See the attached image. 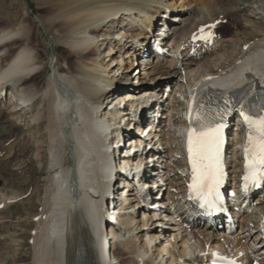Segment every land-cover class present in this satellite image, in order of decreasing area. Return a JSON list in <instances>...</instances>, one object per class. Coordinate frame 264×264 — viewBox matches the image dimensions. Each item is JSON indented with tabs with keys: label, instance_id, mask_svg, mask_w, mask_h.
<instances>
[{
	"label": "bare ground",
	"instance_id": "6f19581e",
	"mask_svg": "<svg viewBox=\"0 0 264 264\" xmlns=\"http://www.w3.org/2000/svg\"><path fill=\"white\" fill-rule=\"evenodd\" d=\"M35 1L34 11L39 21L49 30H55L65 42L54 47L55 60L47 61L53 65V72L44 80L40 76L48 70L43 66L46 50L27 6L21 0H15V5L2 6L3 14H8L7 10L12 7L15 12L12 17L8 15L5 22H0V104H4L9 91L11 101L6 111L10 116L19 121L23 114L30 113L32 118L27 125L32 122V127L38 129L39 137L33 138V144L36 159L41 164L47 158L41 153L44 137H49L53 172L49 181L54 186L47 187L43 208L33 216L39 215V220L36 221L35 256L31 264H208L210 256L203 253L204 242L215 243V237L209 235L210 225L197 221L198 227L193 230L179 226L167 215L170 208L163 195L156 196V187L152 194L157 204L140 215L137 227L133 225L137 219L132 218L130 211L136 198L128 200L127 196L122 199L118 195L120 185L114 180L116 173L113 174L116 161L110 156L109 148L120 130L132 125L136 131L132 136L136 139L143 122L147 126L154 122L150 136L157 148L168 145L173 136L187 129L181 125L184 119L177 114L183 110L190 92L196 97L226 96L242 87L248 94L246 100L257 93L258 84L264 81V18L256 20L250 8L255 4L257 13L263 16L264 0H189L180 5L176 0ZM212 1L220 6L218 10L211 6ZM194 2L196 5L192 6ZM168 6L172 10L177 8L180 14L160 21V13L166 12ZM153 16L157 18L155 38L171 51L169 55L164 54L171 59L158 70H166L171 78L178 76L175 93L163 86L162 80L138 87L127 84L132 75L128 78L124 71L131 72L143 58L154 61L163 54L150 46V59H146L144 50L137 47L151 43L152 35L144 26ZM200 17L203 20H198ZM219 20L221 23L216 27L225 29L226 34L230 28H235L234 34L230 33L223 41V37L220 40L218 36L213 45H196L200 47L191 53L190 41L197 37L200 27ZM162 22L166 25L164 28H161ZM140 37L143 39H138ZM116 40L118 50H114ZM119 52L120 62L114 57ZM104 54L108 58L113 55L109 63L103 58ZM126 59H131L129 69L125 67ZM144 65L146 63L136 74L139 79L142 74L149 76L148 70L156 66L149 63L143 69ZM20 98L32 99L33 103L22 110ZM138 109H141L140 119ZM232 122L236 125L233 131L241 136V114ZM44 128L47 130L43 131ZM242 145V141L230 144L229 162L235 159L238 163L236 159ZM129 147H135V142L131 140ZM166 151L157 149L155 155L166 158ZM233 167H237L236 164ZM149 179L159 186L165 185L161 174ZM262 193L256 199L240 197L231 201V215L239 218L248 212L242 221L245 226L253 219L254 210L264 209V191ZM0 195L6 204L14 198L3 192ZM110 195L121 201L126 212L119 217L117 231L106 248L102 245L100 217L104 199ZM247 239L250 240V236ZM256 239L264 242L257 231L251 241ZM84 242L89 254L77 256L76 251ZM116 244L119 252L115 250ZM18 254L15 252V264H25ZM14 258L0 260V264ZM241 259L245 264L252 263L249 254H243Z\"/></svg>",
	"mask_w": 264,
	"mask_h": 264
},
{
	"label": "rangeland",
	"instance_id": "374dc122",
	"mask_svg": "<svg viewBox=\"0 0 264 264\" xmlns=\"http://www.w3.org/2000/svg\"><path fill=\"white\" fill-rule=\"evenodd\" d=\"M21 1L25 6H27V10L31 16V19L35 22V25L38 29V35L43 40V45L45 48L44 50H46V63H43V66L46 65L48 67V70L43 74V76H40V78L44 80L47 75L53 72V65L47 61L52 59L53 61L55 60L54 56L56 50L54 47L57 44H65V42L63 38L57 36L55 30H49L39 21V18L35 15L34 11V8H36L37 5L35 0ZM251 1L253 2L254 0ZM14 2L15 0H6L5 2L1 3L0 0V22H5L4 19L8 18V15L12 17L14 15L13 12H15V9H13L12 7L11 9L7 10L10 11L8 14H3L1 13L2 6H8L9 3L15 5ZM175 2L176 4L179 3L180 5L181 2L186 3L189 2V0H176ZM194 3V5L192 4V6L196 5V2ZM211 3V6L213 8L217 7L214 9L218 10V8H220V6L214 3V1H212ZM16 7L19 8L20 5ZM250 9L252 10V12H254L252 17H256L255 19L259 21L263 20L264 15L262 16L257 13L258 9L255 4H253ZM175 10L176 12L172 14V17H176L180 14L177 8ZM161 15L164 16L163 13H161ZM198 20L203 19L200 17V19L198 18ZM169 30L170 29H168V31ZM218 31H220V37H223V41V39H227L230 35H232L233 32H235V28H230V32H227L228 34L225 33L226 30L222 27H219ZM117 39H119V37ZM54 43L55 45H53ZM117 43H119L118 40H116V42L114 43L115 47L112 46V48L114 47V50L119 49V46H116L118 45ZM170 52L171 51H169V53ZM106 55L107 54H104L103 58L106 59V62L109 63V59L112 58L113 55H109V58ZM119 55L120 52L114 55L115 58H118V62H120ZM169 59H171L170 56H165L163 54L162 56L155 58L154 61L153 59L149 61L150 66H153L154 64L156 66L148 70V72H150L149 76L144 77V74H142V79L137 78L136 74L140 72L144 63H146V65H149V63L147 64V62L145 61L141 66L132 69L131 72L124 71V73L128 75V78L129 75H132V78H129L127 84L130 86L132 85L138 87L142 84H153L156 82H161L162 80L163 86L167 87L171 91V93H175L174 90L177 87L176 84L178 76L176 75L174 78H171V76L167 75L166 70L164 72L160 70L163 67L160 65L163 63H167V60ZM146 65H144L143 69ZM131 66V59H126L125 67L129 69L131 68ZM158 67L160 68L159 70ZM155 76H159L158 79L154 80ZM7 95L8 97L6 98V101H4V104H0V192H3V194L7 195V197L14 198L8 201V203L6 204L5 202H3V197L0 195V260H6L12 257L14 258L16 252L19 253L18 258H22V261H24L25 264H31L35 256L33 251V239L36 232V221H38L37 218H39V215L38 217L33 216L35 213L37 214L41 212V208H43L44 198L48 195L46 191L47 187L54 186L52 182H50V178L53 172L51 169V159L49 156V137L47 135L44 137L45 142L44 146L41 149V153L46 154L47 158L45 163L41 164L39 160L36 159L37 152L35 151V146L33 144V140L36 139L39 135L38 129L32 127V122L31 125H27L28 119L32 118L30 116V113L23 114L19 121H16L13 117L10 116V114L6 111V107L11 101L9 99V92ZM45 130L47 129L44 128L43 131ZM16 197L22 198L13 204H9L10 202L14 201ZM115 248L117 252L120 251V247L118 246V244H116ZM13 253L14 256H12ZM9 255H11L12 257H10ZM16 258L17 257H15L14 259H10V262L7 264H15ZM122 258H125V256H122Z\"/></svg>",
	"mask_w": 264,
	"mask_h": 264
},
{
	"label": "snow or ice",
	"instance_id": "6c2138e0",
	"mask_svg": "<svg viewBox=\"0 0 264 264\" xmlns=\"http://www.w3.org/2000/svg\"><path fill=\"white\" fill-rule=\"evenodd\" d=\"M241 116L249 129L248 146L244 149L245 174L242 178V187L247 191L249 187L264 186V116L252 117L243 111ZM197 120H201L199 114ZM223 127V124L207 123L202 124L199 130L191 129L188 133V153L192 166L189 190L200 201L201 207H215L220 199Z\"/></svg>",
	"mask_w": 264,
	"mask_h": 264
},
{
	"label": "built area",
	"instance_id": "2783aa9c",
	"mask_svg": "<svg viewBox=\"0 0 264 264\" xmlns=\"http://www.w3.org/2000/svg\"><path fill=\"white\" fill-rule=\"evenodd\" d=\"M150 167L153 168L150 169L151 174H154L156 176L158 174H161L164 177L163 182L165 183V185L162 186V191L168 193V195L175 194L176 200L178 192H183L184 183L187 179V177L184 176V164L182 162H176L170 157L166 156V158H158L156 160L152 159ZM179 206L181 207L182 204ZM118 210L119 209L117 208H113V205L111 204L108 208V214L112 217H115L116 215H118ZM167 215L173 217L179 226L184 225V221L181 220V218L185 217L184 214H180L179 212L175 211H170V213H168Z\"/></svg>",
	"mask_w": 264,
	"mask_h": 264
},
{
	"label": "water",
	"instance_id": "95a60500",
	"mask_svg": "<svg viewBox=\"0 0 264 264\" xmlns=\"http://www.w3.org/2000/svg\"><path fill=\"white\" fill-rule=\"evenodd\" d=\"M79 254H83V255L88 254V251L86 250V244H85V242L79 248Z\"/></svg>",
	"mask_w": 264,
	"mask_h": 264
}]
</instances>
